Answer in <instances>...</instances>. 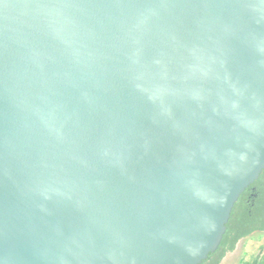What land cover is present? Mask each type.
I'll use <instances>...</instances> for the list:
<instances>
[{
  "label": "water",
  "instance_id": "obj_1",
  "mask_svg": "<svg viewBox=\"0 0 264 264\" xmlns=\"http://www.w3.org/2000/svg\"><path fill=\"white\" fill-rule=\"evenodd\" d=\"M264 170V0H0V264H200Z\"/></svg>",
  "mask_w": 264,
  "mask_h": 264
},
{
  "label": "trees",
  "instance_id": "obj_2",
  "mask_svg": "<svg viewBox=\"0 0 264 264\" xmlns=\"http://www.w3.org/2000/svg\"><path fill=\"white\" fill-rule=\"evenodd\" d=\"M257 180L240 194L218 248L200 264H221L223 256L234 250L239 240L264 233V191L256 186ZM260 247L251 264H264V245Z\"/></svg>",
  "mask_w": 264,
  "mask_h": 264
},
{
  "label": "rangeland",
  "instance_id": "obj_3",
  "mask_svg": "<svg viewBox=\"0 0 264 264\" xmlns=\"http://www.w3.org/2000/svg\"><path fill=\"white\" fill-rule=\"evenodd\" d=\"M256 186L261 191H264L263 177L257 180ZM242 244L240 245V250L238 254L234 257V259H238L235 261H229L227 264H243V260H245V257L247 258L246 261H248V259H251L254 254L256 255L261 249L260 246L264 245V234H257L252 235L251 237H247V239L242 241Z\"/></svg>",
  "mask_w": 264,
  "mask_h": 264
},
{
  "label": "flooded vegetation",
  "instance_id": "obj_4",
  "mask_svg": "<svg viewBox=\"0 0 264 264\" xmlns=\"http://www.w3.org/2000/svg\"><path fill=\"white\" fill-rule=\"evenodd\" d=\"M263 172V171H262ZM262 174V173H261ZM260 174V176H259V178H261V177H263L264 178V174H262L261 175ZM258 178V179H259ZM245 239H247V237L245 238ZM244 240V239H243ZM242 239L241 240H239L237 243H236V247L234 248V250H232V251H229V252H227L224 256H223V258H222V260H221V264H227L229 261H235V260H237V259H234V257L238 254V252H239V250H240V245L242 244V241H243Z\"/></svg>",
  "mask_w": 264,
  "mask_h": 264
},
{
  "label": "crops",
  "instance_id": "obj_5",
  "mask_svg": "<svg viewBox=\"0 0 264 264\" xmlns=\"http://www.w3.org/2000/svg\"><path fill=\"white\" fill-rule=\"evenodd\" d=\"M262 234H264V233H262ZM244 240H245V239H244ZM242 245H243V244H242ZM254 256H255V254L253 255V257H252L251 259H248V261H246L247 258L245 257V260H243V261H244L243 264H251L252 261H253Z\"/></svg>",
  "mask_w": 264,
  "mask_h": 264
}]
</instances>
